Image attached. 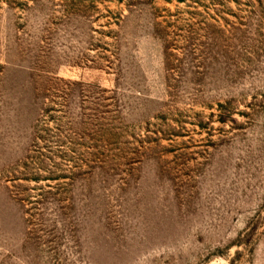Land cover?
Instances as JSON below:
<instances>
[{
    "label": "rangeland",
    "instance_id": "obj_1",
    "mask_svg": "<svg viewBox=\"0 0 264 264\" xmlns=\"http://www.w3.org/2000/svg\"><path fill=\"white\" fill-rule=\"evenodd\" d=\"M0 264H264V0H0Z\"/></svg>",
    "mask_w": 264,
    "mask_h": 264
}]
</instances>
